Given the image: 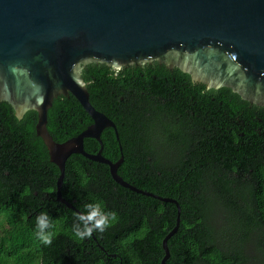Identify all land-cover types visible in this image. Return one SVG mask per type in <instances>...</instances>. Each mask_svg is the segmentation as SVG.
I'll list each match as a JSON object with an SVG mask.
<instances>
[{
  "label": "trees",
  "instance_id": "obj_1",
  "mask_svg": "<svg viewBox=\"0 0 264 264\" xmlns=\"http://www.w3.org/2000/svg\"><path fill=\"white\" fill-rule=\"evenodd\" d=\"M81 76L90 103L118 130V174L180 205L166 264H264V106L228 87L207 89L155 61L120 69L89 63ZM91 122L71 94L54 98L47 111L57 142ZM35 123L34 110L17 119L0 102V264H160L175 205L124 188L106 164L71 154L62 196L82 213L100 203L117 217L104 233L93 232L95 239H77L72 226L79 213L55 200L59 170ZM101 140L102 155L117 160L112 128ZM83 144L90 153L99 148L93 138ZM42 212L50 220L49 245L36 236Z\"/></svg>",
  "mask_w": 264,
  "mask_h": 264
},
{
  "label": "water",
  "instance_id": "obj_2",
  "mask_svg": "<svg viewBox=\"0 0 264 264\" xmlns=\"http://www.w3.org/2000/svg\"><path fill=\"white\" fill-rule=\"evenodd\" d=\"M154 61L178 68L207 89L228 87L249 104L264 106V0H0V102L17 119L36 112L35 134L59 170L55 200L82 213L61 194L71 154L106 164L118 185L175 205V224L161 242L160 264H166L180 205L118 174L123 161L118 130L90 103L81 76L89 63L120 69ZM69 94L92 122L57 142L46 126L47 111L54 98ZM105 128H112L118 143L115 161L102 155ZM85 138L98 142L96 152L85 151Z\"/></svg>",
  "mask_w": 264,
  "mask_h": 264
},
{
  "label": "clouds",
  "instance_id": "obj_3",
  "mask_svg": "<svg viewBox=\"0 0 264 264\" xmlns=\"http://www.w3.org/2000/svg\"><path fill=\"white\" fill-rule=\"evenodd\" d=\"M87 212L77 215L72 231L77 239L91 238L93 232L104 233L116 220L114 211H106L100 203L86 205ZM50 220L46 213L36 217V236L43 244H51V234L46 230L50 228Z\"/></svg>",
  "mask_w": 264,
  "mask_h": 264
}]
</instances>
